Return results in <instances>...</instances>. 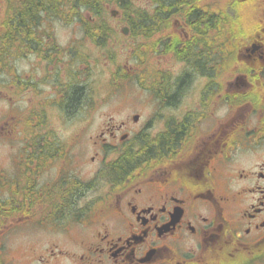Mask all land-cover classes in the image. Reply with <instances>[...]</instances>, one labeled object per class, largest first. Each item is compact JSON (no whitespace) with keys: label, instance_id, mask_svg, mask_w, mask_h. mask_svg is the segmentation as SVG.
Masks as SVG:
<instances>
[{"label":"flooded vegetation","instance_id":"flooded-vegetation-1","mask_svg":"<svg viewBox=\"0 0 264 264\" xmlns=\"http://www.w3.org/2000/svg\"><path fill=\"white\" fill-rule=\"evenodd\" d=\"M243 2L236 60L210 58L211 20L201 33L182 5L149 11L163 27L148 41L174 71H157L141 111L89 137L76 124L102 92L100 80L88 90L89 59L103 41L137 39L116 35L119 15L116 37L97 29L90 47L72 38L86 33L69 11L0 0V264H264V0ZM194 44L206 58L183 59ZM117 51L106 49L110 77L129 83L135 66ZM140 147L135 170L110 173Z\"/></svg>","mask_w":264,"mask_h":264},{"label":"rangeland","instance_id":"rangeland-1","mask_svg":"<svg viewBox=\"0 0 264 264\" xmlns=\"http://www.w3.org/2000/svg\"><path fill=\"white\" fill-rule=\"evenodd\" d=\"M135 7H144L145 9H150L152 11L151 6L149 5L150 3L148 0H130ZM203 3L207 4L209 7L214 5V2L216 0H202ZM111 7H115L114 4L106 6L107 9V16L109 17L105 24H111V25H117L116 20H114L111 15H110V10L112 9ZM82 16V21L83 24L82 26L87 24L88 19L86 16ZM111 18V19H110ZM73 21V19L71 20ZM80 22L79 20L73 21V23H78ZM80 22V23H81ZM73 23L71 25V28L73 29ZM200 32L205 29L204 26H201ZM119 28L120 26L118 25L117 30H116V35L120 34L119 33ZM84 36V39L82 36ZM116 35L114 37H116ZM113 37V36H112ZM111 37V38H112ZM152 37V36H151ZM153 37L159 39V35H153ZM72 38H77L81 44L93 47L88 40L86 39H92L93 36L91 35H86L83 33L82 30H77L76 32L72 31ZM139 38V42L134 45L133 49L129 45L133 42L130 40L128 37H119L120 41L116 40V46L113 48L109 41H104V45L101 46L102 53H99V50L96 52V56H91L89 61L91 62L93 68H92V75H87V84H88V90L89 92L93 91V88L95 87L94 84H96L97 80H100L101 84V94L100 89H96L98 91L97 96L95 97L93 94L87 97L85 100V107L87 108V111L85 112V117L84 119L78 121L77 123L73 120L70 122V124H78L80 122H85L86 123V128L89 137L90 136H95L96 133L99 131V126L101 122H110L114 123L116 120L120 119L121 116L125 115L126 113H135L138 111H141L144 107L145 103V98L147 97V94L149 91L155 90L159 91L160 87V77L156 73L159 69L165 70L166 72L164 75H171V73L174 71L172 70V67L170 66H165L164 64L161 63L157 58V53L154 54V51H151L153 47L156 45L154 44L153 41H148V38ZM114 44V42H113ZM110 46V47H109ZM225 46H220L218 45L217 48L215 49V54L219 58L220 61L224 58H228V55L231 53V49L233 50V47L227 46V49H224ZM193 50V52L197 55L196 58L200 59L199 56H205V51L203 50L202 53L199 52V48L196 46H191L189 49ZM106 49H108L109 54L115 52V50L118 49L116 52V55H113L116 58V62L120 60V63L124 64L125 62L127 63L128 61L132 63L133 65L135 64L138 66L137 70L135 68V73L133 75L134 79L129 81V83L126 82V78H113L110 77L111 70L114 68V65L109 64V59H108V54L106 52ZM189 49L187 51H189ZM234 51V50H233ZM189 51V56H190ZM130 53H132L131 57L129 58ZM211 54V53H210ZM187 55V54H186ZM97 58L98 64L96 65L92 60L94 58ZM195 58V59H196ZM189 60L190 57H188ZM231 60V57H230ZM199 63V62H198ZM197 63V64H198ZM84 66L86 68L87 72V67L88 70H90L89 62H84ZM231 67L232 64L229 62H226L225 65H228ZM197 68H199V71H207L208 67H203L201 63H199V66L197 65ZM220 70L222 68L220 67ZM211 73V71H209ZM148 74H154V77H151L152 79H148L147 77ZM214 73V71H213ZM222 74V73H221ZM99 100V101H98ZM120 101V102H119ZM121 104H126L124 108L120 105ZM122 107L123 109L119 112V108ZM91 109V110H90ZM144 116V111L143 113L140 114L139 117ZM93 152L89 148H87V155H92ZM92 171H90V166H87L86 174L90 175ZM56 238V244L59 243V246H63L65 244V241L62 238H57V234L55 235ZM61 237V236H59Z\"/></svg>","mask_w":264,"mask_h":264},{"label":"trees","instance_id":"trees-1","mask_svg":"<svg viewBox=\"0 0 264 264\" xmlns=\"http://www.w3.org/2000/svg\"><path fill=\"white\" fill-rule=\"evenodd\" d=\"M150 1L154 3V12H176L177 10H180L179 7L182 5L187 8L186 11L195 13V15L190 18L199 23L197 25L199 29L202 28L201 26L210 27L208 21L211 20V27L214 28L215 32L211 42V47H209L207 51L211 53L210 56L213 59H219L215 54V49L218 45L225 46L224 49H226L229 45L231 48L233 47V50H236L237 45L244 43L246 39L242 30V28H245L241 16L243 7L242 0H216L214 5L211 7L203 3L202 0ZM26 2L29 5L32 3L36 4L39 7V10L55 12L69 11L71 13V18L73 19L82 18L81 15L84 13L89 14L94 22H90V20H88L87 24L84 25L83 28L87 35H91L93 37L98 36L96 33L97 29H101L99 36L102 38L112 37L115 35L114 27L108 23L105 24L106 20L109 18L106 14V6L111 4L115 5L114 8L118 10L122 19L121 21L129 27L130 33L134 37L140 36L149 38L161 30L160 27H163L157 23L158 20L155 17H149L147 15L149 9H145L144 7H135L130 0H26ZM203 12L209 13L213 17L206 19ZM198 28L196 30H198ZM199 35L200 32L198 31V36ZM190 50L192 52H190L189 56ZM189 51H182L183 59L190 57V59L195 60L197 55L193 52L192 48L189 49ZM199 52L201 53L202 51L199 50ZM71 99H74V94L71 95ZM179 132L180 131L178 129L173 130L172 138H175ZM141 145L142 141H140V146ZM142 155L143 151L140 147L138 151L133 153V157L131 156L129 159L121 160L120 162H116L111 165L109 170L110 173L133 171L134 168L140 165L138 158L142 157Z\"/></svg>","mask_w":264,"mask_h":264},{"label":"water","instance_id":"water-1","mask_svg":"<svg viewBox=\"0 0 264 264\" xmlns=\"http://www.w3.org/2000/svg\"><path fill=\"white\" fill-rule=\"evenodd\" d=\"M122 32L127 33L126 28H122ZM134 118L136 119V116Z\"/></svg>","mask_w":264,"mask_h":264}]
</instances>
